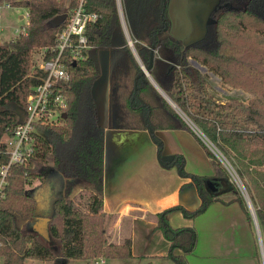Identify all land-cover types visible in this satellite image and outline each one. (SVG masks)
Here are the masks:
<instances>
[{
    "label": "trees",
    "instance_id": "obj_1",
    "mask_svg": "<svg viewBox=\"0 0 264 264\" xmlns=\"http://www.w3.org/2000/svg\"><path fill=\"white\" fill-rule=\"evenodd\" d=\"M4 1L10 7L25 8L26 23L24 33L0 42V139L6 129L18 122L15 109H24L26 95L44 77L33 63V52L54 44L55 33L65 25L73 2ZM166 3L167 0H119L121 16L139 61L148 67V75L176 109L151 85L135 60L121 27L116 1L84 0V10L97 14L83 31L89 46L88 57L74 64L64 61L68 80L62 123L45 127L46 138H38L27 164L10 167L5 197L0 200L1 264H32L27 263L29 260L68 264L74 260L131 257L129 239L118 244L106 241L101 212L103 128L97 123L91 96L99 75L92 55L107 47H111L109 110L111 117L120 121L111 123L112 126L145 128L150 132L187 130L208 157L213 177L221 179H228L225 170L189 122L221 152L232 153L240 168L238 177L244 174L248 179L247 187L243 186L261 232L264 252V103L259 99L247 105L233 99L215 101L206 93L204 77L189 62L197 61L225 82L241 77L264 98V60H254L256 51L226 39L221 29L228 15L238 19L239 25L241 17L264 24V0H217L207 15L201 36L186 43L170 32ZM62 13L66 14L65 19L54 25L52 19ZM161 163L175 166L183 176L186 174L180 155ZM204 179L191 176L200 200L195 209H173L188 218L203 211L214 199L211 183ZM33 181L37 182L29 187ZM77 185L88 194L85 211L76 207L71 196ZM230 186L235 200L246 208L238 188L232 183ZM43 218H47V239L34 229V224ZM157 226L169 242L170 257L176 264H187L183 253L194 244L193 229H172L164 212L158 215ZM174 249L182 253L173 255Z\"/></svg>",
    "mask_w": 264,
    "mask_h": 264
},
{
    "label": "crops",
    "instance_id": "obj_2",
    "mask_svg": "<svg viewBox=\"0 0 264 264\" xmlns=\"http://www.w3.org/2000/svg\"><path fill=\"white\" fill-rule=\"evenodd\" d=\"M16 8L21 10L18 18H25L26 23L25 8ZM191 27L185 25L175 35L176 26L169 22L170 32L184 43ZM109 50L96 51L99 75L91 88L96 120L103 128L101 212L106 241L118 244L129 239L131 257L104 259L103 264H162L170 256L169 242L157 226L162 212L172 229L192 228L195 233L192 248L183 253L187 264H264L255 214L256 224L246 205H239L229 190L212 195L214 199L192 218L173 209L198 206L192 175L214 176L208 157L189 131L112 126L120 121L109 110ZM175 155L183 158L184 176L175 166L161 163ZM77 190H82L79 185L71 196ZM181 253L172 251L173 255Z\"/></svg>",
    "mask_w": 264,
    "mask_h": 264
},
{
    "label": "built area",
    "instance_id": "obj_3",
    "mask_svg": "<svg viewBox=\"0 0 264 264\" xmlns=\"http://www.w3.org/2000/svg\"><path fill=\"white\" fill-rule=\"evenodd\" d=\"M83 2L84 0H73L65 25L55 33L54 44L50 47H41L32 54L34 65L44 73V77L26 95L22 120L6 129L1 136L0 200L5 197V186L11 165L27 164L34 153L38 138H46L45 127L62 123L67 107L65 83L68 80L64 61L74 63L88 57L89 46L86 45L83 31L88 22L97 18L96 13L84 10ZM4 6L10 7L7 2ZM14 32L17 33L18 29H14ZM19 33H24V29ZM215 157L218 158L216 154ZM228 180L231 183L229 178ZM242 198L251 213L253 208L245 193ZM103 262V258L91 260L92 264Z\"/></svg>",
    "mask_w": 264,
    "mask_h": 264
},
{
    "label": "rangeland",
    "instance_id": "obj_4",
    "mask_svg": "<svg viewBox=\"0 0 264 264\" xmlns=\"http://www.w3.org/2000/svg\"><path fill=\"white\" fill-rule=\"evenodd\" d=\"M4 3V0H0V42L7 41L5 39L11 40L14 39V37L16 38L19 35L20 30L25 27V18L19 19L17 16L21 10L16 7H5ZM215 3L216 0H167L166 13L171 25H174V27L176 26L177 33H175V35L182 31L185 25H191V32L186 37L187 41L190 42L200 37L203 33L204 25L208 20L207 15L213 6L216 5ZM224 19L225 22L221 26L224 37L235 44H246L248 47L256 51L254 60H264V24L241 17L239 19L241 24L239 25L236 23L238 19H235L230 15L225 16ZM187 21L191 24H186ZM15 27L18 29L17 33L14 32ZM110 48L111 47H107V49ZM92 56L95 60V56ZM32 60L34 62V57H32ZM198 64L204 67L201 74L204 77L206 93L215 101L225 102L229 99H233L240 102L242 105H247L253 99H259L264 103V98L253 92V88H251L247 82H244L241 77H236L234 81L225 82L221 80L217 74L207 69V67L200 63ZM189 125L194 130L197 137L206 145L207 149L210 152L213 151L219 158L217 159L221 167L225 170L231 183L237 186L240 194H242L241 196H243V193L247 196L243 185L245 184L247 187L248 179L244 174H242L241 177H238L237 172H240V168L232 153L229 151L221 152L198 128L190 122ZM250 168L263 169V166H250ZM55 176V174L52 175V178L55 179ZM36 182L37 181H33L29 187H32ZM87 195L86 192L77 190L72 196L76 207L82 211H85L87 207ZM163 261L162 264H176L170 256L167 259H163ZM88 262L89 263L87 264H92L91 260ZM27 263L52 264L51 262L38 261H27ZM68 264L84 263L80 260H74L70 261ZM140 264L144 263L141 262Z\"/></svg>",
    "mask_w": 264,
    "mask_h": 264
},
{
    "label": "water",
    "instance_id": "obj_5",
    "mask_svg": "<svg viewBox=\"0 0 264 264\" xmlns=\"http://www.w3.org/2000/svg\"><path fill=\"white\" fill-rule=\"evenodd\" d=\"M117 3V9H118V14H119V18H120V23H121V27H122V30H123V33H124V36L127 40V45L129 46L135 60L137 61L138 65L140 66L142 72L144 73V75L147 77L148 81L151 83V85L157 90V92L165 99V101L172 107V108H175V106L173 105V103L169 100V98L161 91V89L156 85V83L152 80V78L148 75V67H144L141 62L139 61L134 49H133V46L131 44V41L129 39V36L127 34V31H126V28H125V25H124V22H123V19H122V16H121V11H120V6H119V0H116ZM217 1V0H216ZM66 17V14L65 13H62V14H59L57 16H55L53 19H52V23L54 25H57L58 23H60L63 19H65ZM149 62L151 61L152 59V51H150V54H149ZM189 62L190 64L196 68L200 73L203 72L204 70V67L199 65L195 60H191L189 59ZM74 64V63H72ZM176 109V108H175ZM15 112L17 114V117H18V120L21 121L22 118H23V110L22 109H15ZM63 117H64V114H63ZM204 181L207 183H211V188H212V191L210 192L211 195H214L218 192H221V191H226V190H229L230 189V182L228 179H221V178H217V177H205ZM251 215L253 216V219L255 221V218H254V212L252 211L251 209ZM46 222H47V218H43L41 219L37 224H34V229L36 231L37 234L40 235V237H42L43 239H47V231H46ZM255 224H256V221H255ZM257 227V226H256ZM258 238H259V244L261 246V253H262V258H263V263H264V254H263V249H262V245H261V239H260V236L258 234Z\"/></svg>",
    "mask_w": 264,
    "mask_h": 264
}]
</instances>
